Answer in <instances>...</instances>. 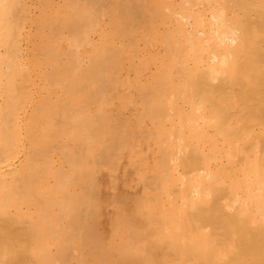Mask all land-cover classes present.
Listing matches in <instances>:
<instances>
[{
  "label": "bare ground",
  "instance_id": "1",
  "mask_svg": "<svg viewBox=\"0 0 264 264\" xmlns=\"http://www.w3.org/2000/svg\"><path fill=\"white\" fill-rule=\"evenodd\" d=\"M46 1L0 0V264H264V0Z\"/></svg>",
  "mask_w": 264,
  "mask_h": 264
},
{
  "label": "rangeland",
  "instance_id": "2",
  "mask_svg": "<svg viewBox=\"0 0 264 264\" xmlns=\"http://www.w3.org/2000/svg\"><path fill=\"white\" fill-rule=\"evenodd\" d=\"M35 0H28V6H29V4H30V6H31V10H30V12H31V16L33 17V16H35V14L37 15L38 13H39V11L41 10H37V8L39 9L40 8V5H42L43 3L42 2H44V4H45V1L46 0H43V1H41V0H36L35 2H34ZM49 1V0H48ZM48 1H46L47 3H49ZM53 1V0H52ZM55 1V3L56 4H59V3H62V0H60L59 1V3H58V0L56 1V0H54ZM42 3V4H41ZM52 4H53V2H51ZM32 4V5H31ZM37 4H40L39 6L37 5ZM34 5V6H33ZM35 5H36V7H35ZM54 5L55 4H53L52 6L54 7ZM58 6V5H57ZM56 5H55V7H57ZM42 7H43V5H42ZM44 7H46V6H44ZM43 7V8H44ZM30 8V7H29ZM34 8L37 10V11H34ZM42 8V9H43ZM35 13V14H34ZM34 14V15H33ZM26 27H27V29L29 30V25L27 26L26 25ZM26 27H25V29H26ZM33 27V30H32V28H31V30H32V32L33 31H35L34 29V26H32ZM28 30H25L26 32H28ZM30 32V31H29ZM26 42V41H25ZM25 42L23 43V46H22V48H23V50L25 51L26 49L28 50V46H27V48H26V46L25 45H27V44H25ZM25 47V48H24ZM26 50V51H27ZM29 108V110L31 109V107H28ZM16 161V163L18 162V159H16L15 160ZM130 168V167H129ZM125 169H127V161H126V159H123L122 160V162H121V167H120V171H119V178H118V191L119 192H121V193H126V194H129V195H131V196H136L137 194L139 195V193H140V190H141V187L139 186V185H132V186H129V185H127V182H128V179H129V173H128V175H125V173H124V171H125ZM128 170H130V169H128ZM127 172H129V171H127ZM131 172V171H130ZM131 175V174H130ZM104 177V176H103ZM105 178V182L107 183V181H108V178L105 176L104 177ZM130 181V180H129ZM104 190H103V192H104V195L105 196H109L110 195V193H111V191H110V189L108 188V187H106L105 186V188H103ZM106 190V191H105Z\"/></svg>",
  "mask_w": 264,
  "mask_h": 264
}]
</instances>
